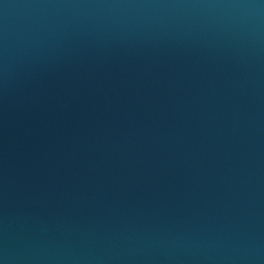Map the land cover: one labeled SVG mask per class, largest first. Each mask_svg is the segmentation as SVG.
Listing matches in <instances>:
<instances>
[{
    "label": "water",
    "instance_id": "obj_1",
    "mask_svg": "<svg viewBox=\"0 0 264 264\" xmlns=\"http://www.w3.org/2000/svg\"><path fill=\"white\" fill-rule=\"evenodd\" d=\"M0 264H264V0H0Z\"/></svg>",
    "mask_w": 264,
    "mask_h": 264
}]
</instances>
